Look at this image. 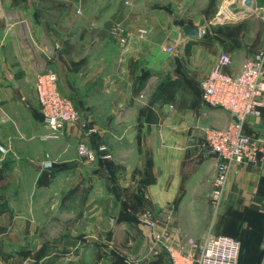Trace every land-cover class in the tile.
Instances as JSON below:
<instances>
[{"label": "crops", "instance_id": "crops-1", "mask_svg": "<svg viewBox=\"0 0 264 264\" xmlns=\"http://www.w3.org/2000/svg\"><path fill=\"white\" fill-rule=\"evenodd\" d=\"M244 2L0 0L3 223L30 225L20 233L24 238L56 222L49 231L50 246L58 247L51 249L55 264L100 259L120 264L126 258L174 264L166 248L175 264H194L205 236L232 237L226 233L233 230L238 237L250 230L263 251L264 103L258 116L243 123L244 133L261 149L258 160L232 165L214 215L209 195L218 158L206 146L205 130L235 121L222 108L206 104L199 88L219 54L230 56L224 72L235 74L244 59L264 48V22L258 16L264 0H251L250 7ZM46 15L54 17L51 27ZM112 17L120 19L127 35L123 48L104 29ZM185 24L199 29V37L184 36ZM207 27L243 31L226 42L218 35L202 39ZM165 45L174 48L176 58L161 52ZM47 71L56 74L59 91L73 102L79 119L66 124L59 139L43 141L48 131L35 79ZM98 141L108 146L112 160L85 164L77 146L95 148ZM74 194L79 216L46 221L47 211L58 217L60 209L69 210L65 197ZM13 208L20 211L6 218ZM146 215L156 233L167 235L161 243L153 242L142 223ZM3 229L2 237L10 239Z\"/></svg>", "mask_w": 264, "mask_h": 264}, {"label": "built area", "instance_id": "built-area-1", "mask_svg": "<svg viewBox=\"0 0 264 264\" xmlns=\"http://www.w3.org/2000/svg\"><path fill=\"white\" fill-rule=\"evenodd\" d=\"M76 13L79 14V11ZM258 16L264 22V8L258 10ZM110 34L118 47H125L127 35L120 22L112 24ZM163 50L170 54L176 53L171 46H166ZM230 64L231 58L228 54H219L199 84L201 98L206 104L222 108L237 119V122H232L223 129L205 130L206 146L212 154L218 155L209 195V204L214 215L219 210L222 192L232 165L255 163L261 151L258 143L244 133L243 123L249 116H258L259 109L264 103V48L244 59L239 71L235 74L224 72ZM57 82L56 74L51 71L38 74L35 79L36 98L43 125L48 131L41 137L43 141L59 139L63 127L79 119L78 110L73 102L59 91ZM94 132L90 130V133ZM77 153L87 163L112 160L108 146L99 141L95 148H89L86 144L80 143L77 146ZM142 223L150 231L153 242L161 243L167 238V235L155 232V222L149 215L144 217ZM189 243L193 245V241ZM166 249L175 264L172 251ZM239 256L240 243L237 239L225 235L208 234L201 243L194 264H238Z\"/></svg>", "mask_w": 264, "mask_h": 264}, {"label": "rangeland", "instance_id": "rangeland-1", "mask_svg": "<svg viewBox=\"0 0 264 264\" xmlns=\"http://www.w3.org/2000/svg\"><path fill=\"white\" fill-rule=\"evenodd\" d=\"M64 17L65 15L62 16L61 20H63ZM43 19L47 27H51L52 25L50 23H54L55 21L54 17L51 18L48 15L44 16ZM206 29L207 30L204 32L202 39L203 37L206 38L211 35H218V36H222L225 42L227 40V37H232L236 34H240L241 31H243L242 27H207ZM228 44H232V46L237 45L233 43V41H229ZM166 46H171V45H165V47ZM163 48L161 49V52L163 54L171 58H176L177 52L174 54H170L164 51ZM260 49H257V52ZM85 164H92V163L85 162ZM76 195L77 194H74L73 198H71V196L65 197V200L68 199L67 201H68L69 210H66V208L60 209V213L58 217L50 216V213L47 211V214L44 215L46 216L45 217L46 221L48 219H51V217L53 218L55 217V218H59L63 220V218H66L68 215L79 216L80 210H78V208H75L78 205L77 203L73 204L74 203L73 200L74 198H76ZM32 198L34 199L33 195H32ZM46 199L48 201L47 203L49 204L51 197L47 198L46 196ZM17 211H20V208L7 209V212L4 213L6 215L5 217L8 218L9 216L10 218H12L13 216H15V213ZM0 212L2 213V211ZM3 221L4 219L1 218L0 219V264H42L43 262H46L47 260H52L55 263L56 261H58L55 254L51 255V252H52L51 249L58 248V247L50 246V243H52L53 240L50 239L51 235L49 234V231H51L56 226V222L55 223L53 222L54 224H50V223L45 224L44 228L42 229L43 232L35 233L32 235L27 234L26 237L21 238L20 233L25 231V229L31 230L30 225H29L30 227L26 225L25 228L24 226L23 227H18V226L11 227L12 225H9L7 221H5L4 223ZM71 226H79V225H77V223H74V224H71ZM4 227H5V234L8 231H10L11 233L10 239L8 238L4 239L2 237L3 232H4V229H3ZM90 227H91V234L92 235L96 234V225L93 219L91 220ZM232 227H234V225ZM100 228H101V232L103 233V230H104L103 225ZM105 228H108V224L106 225ZM234 233L235 231L233 230V231H229L228 233H226V235H230L234 237L240 243V256H239L238 264H263L264 250L260 251V248L257 245L258 241L252 238L253 233L250 230H247L246 232L245 231L238 232L240 237H238L237 235H235L236 233L235 234ZM41 236H42V239H39L38 237H41ZM46 252L48 254L44 256ZM59 258L60 257H58V259ZM138 262H139L138 259L126 258L125 260H121L120 264H135ZM62 264H69V263H62ZM96 264H106V263H104V261L100 259Z\"/></svg>", "mask_w": 264, "mask_h": 264}, {"label": "water", "instance_id": "water-1", "mask_svg": "<svg viewBox=\"0 0 264 264\" xmlns=\"http://www.w3.org/2000/svg\"><path fill=\"white\" fill-rule=\"evenodd\" d=\"M244 4H245L246 7H250L251 0H245ZM182 31H183L184 36L189 37V38H193V39L194 38H198L199 35H200V30L193 28L189 24L183 25L182 26ZM233 119H234L235 122H237V119L235 117ZM213 156L214 157H218L217 154H214Z\"/></svg>", "mask_w": 264, "mask_h": 264}, {"label": "trees", "instance_id": "trees-1", "mask_svg": "<svg viewBox=\"0 0 264 264\" xmlns=\"http://www.w3.org/2000/svg\"><path fill=\"white\" fill-rule=\"evenodd\" d=\"M115 22H120V19L116 18V17H112V19L109 22L105 23L104 29H108L109 28V31H110L112 24L115 23ZM100 34H101V32H100ZM100 162L103 163V164L108 163V162H103V161H100ZM47 254L48 253L46 252L44 256H46ZM42 264H55V262L52 261V260H47L46 262H43Z\"/></svg>", "mask_w": 264, "mask_h": 264}]
</instances>
